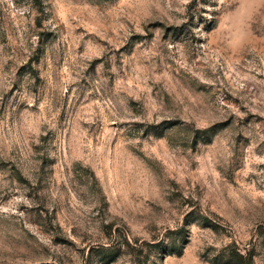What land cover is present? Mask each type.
Wrapping results in <instances>:
<instances>
[{
    "label": "rangeland",
    "instance_id": "374dc122",
    "mask_svg": "<svg viewBox=\"0 0 264 264\" xmlns=\"http://www.w3.org/2000/svg\"><path fill=\"white\" fill-rule=\"evenodd\" d=\"M0 264H264V0H0Z\"/></svg>",
    "mask_w": 264,
    "mask_h": 264
}]
</instances>
